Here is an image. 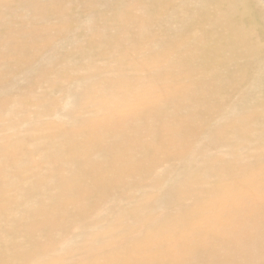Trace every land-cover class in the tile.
Segmentation results:
<instances>
[{
    "label": "bare ground",
    "instance_id": "6f19581e",
    "mask_svg": "<svg viewBox=\"0 0 264 264\" xmlns=\"http://www.w3.org/2000/svg\"><path fill=\"white\" fill-rule=\"evenodd\" d=\"M110 1L0 0V59L18 64L13 69L0 65L1 93L13 88L26 65L54 56L55 48L59 50V46L70 41L74 46L80 43L72 41L74 35L69 24L77 8H81L79 13H84L81 25L94 22L95 26L112 28L120 34L113 37L102 34L98 41L87 37L89 41L75 47L78 53L74 58L78 57V69L83 72L67 75L77 82L72 89L76 101L61 113L72 121L71 128L36 123L23 131L22 141L9 149L0 147V264H184L183 258L189 261L186 264L193 261L197 264H264V145L253 153L246 150L243 141L220 136L224 122L211 129L209 137L225 155H203L200 160L192 159L177 166L174 158L184 153L177 149L181 143L177 142V133L172 135L169 125L162 124L157 130L150 128L146 142L139 141L138 137L135 119L145 118L138 106L157 118L153 113L159 103L147 104L138 97L137 85H144L146 80L138 74L131 78L130 72L141 71L154 78L171 79V69L177 68L184 76L191 68L185 59L176 63V58L168 61V71L158 67L171 44L167 36L161 37L162 52L149 58L147 68L141 61L128 62L130 51L122 47L123 40L132 41L134 47L145 45L154 18L166 9L170 10V18L179 22L174 32L189 36L198 33L205 16L188 13L180 17L168 0H153L141 7V17H133L131 9L122 6L121 0H116V4ZM204 1H216L224 7L218 20L226 32L224 37L212 40L211 53L207 44L204 47L203 41L192 37L191 51L206 69V96L216 93V87L222 89L224 84L234 83L233 71L222 74L219 70L226 64L239 63L241 56L252 64L248 73L244 69L243 75L255 84L254 89L257 85L264 88V79H258L253 73L264 67V30L255 19L251 21L246 17L245 0ZM29 15L42 18V22L28 23ZM14 16L18 20V35L12 31ZM52 17L58 19V32L63 35V41L50 38L41 44V34L47 32ZM129 23L140 29L139 36L125 27ZM92 32L100 34L101 31L93 27ZM208 36L210 34L201 38L207 40ZM2 49L7 52L2 53ZM31 51H36L35 55L27 57L26 53ZM115 52L118 54L114 55ZM98 60L111 65H104V70L112 71L115 81L107 79L108 83L104 84L96 80L101 71ZM21 61L24 65L19 64ZM162 89L164 103L176 102L178 94H183L188 86L174 83ZM251 96L246 93L244 99L228 107L230 118L240 123L235 131L245 130L248 134L247 128L255 122L258 106L256 103L252 107L248 101ZM50 104L59 107L56 102ZM10 109L6 113L10 120L14 118L10 124L30 122L26 116H17L25 110L18 101ZM85 111L91 113L88 120L82 118ZM94 114L99 116L96 122L103 125L100 133H95L92 127ZM67 137L74 142L71 148ZM107 138H113L116 143L112 146L100 143ZM136 143H140L143 157L150 162L147 184L139 187V196L128 206L107 207V226L93 232L86 219L95 202L106 195L105 198L118 202L127 189L121 184L123 176L146 172L138 161L141 157L135 160L123 153ZM79 151L86 152L83 162L76 161ZM240 152L251 158L252 163L237 166L234 158ZM165 158L171 163L156 177L151 169ZM37 162L45 165L42 175L34 171ZM110 189L121 192L108 195ZM235 202L239 203L234 205ZM69 203L73 205L71 212L66 210ZM16 211L19 217L15 216ZM112 221L119 223L112 224ZM69 224L76 227V234L69 232ZM38 238L51 244L43 245ZM27 243L29 246L24 248ZM241 249L247 251L245 257L238 256ZM70 258L75 259L70 261Z\"/></svg>",
    "mask_w": 264,
    "mask_h": 264
},
{
    "label": "rangeland",
    "instance_id": "374dc122",
    "mask_svg": "<svg viewBox=\"0 0 264 264\" xmlns=\"http://www.w3.org/2000/svg\"><path fill=\"white\" fill-rule=\"evenodd\" d=\"M152 1L153 0H138L137 4H127L121 0V4L129 10L131 9L133 17H141V7L150 4ZM110 2L113 4L117 3L116 0H111ZM168 2L170 7L177 9L180 17H184L188 13H201L205 18L200 22L201 29L199 28L198 33H193L192 36H189L182 32H174L179 28V22L172 20L170 18V10L166 9L154 18L153 26L149 30L147 43L145 45L134 47L132 41L123 40L122 47L130 51L128 62L134 63L141 61L143 66L147 68L149 65V58L162 52V44L160 43L161 37L167 36L171 40V44H169L167 48L166 57L159 61L158 67H160L162 71H168L170 69L168 61H173L176 58V63L179 60L184 62L185 59L188 66L191 68V72L184 76L179 74L177 68L171 69V79L167 76L154 78L151 74L141 73V71L137 73L130 72L128 76L131 78L134 77V74H138L139 78H144L146 80L144 85H137L138 97H142L147 104L159 103L156 112L153 113L157 118L151 116L146 108L142 109V106H138V110L141 111L145 117L143 118L140 116L135 119V124L138 127L139 141L146 142L149 140L147 133L150 128L157 130L161 128L162 124L169 125L172 129V135L174 136V134L177 133V142L181 143L177 149L184 153L175 157L173 163L177 166H181L192 159L200 160L203 155L209 157L225 155V151L216 147L214 141L209 137V131L211 129L225 122V127H221L220 136L243 141L247 151L256 153L258 148L264 145V88L260 89L257 85V89H254L255 84H253L247 76L243 75L242 72L244 69L247 70V73L250 71L251 62L249 63L245 57L241 56L240 62L234 66L226 64L225 67L219 71L222 74H228V72L233 71L236 78L234 83L230 82V84H224L222 89L216 87L214 88V90L217 91L216 93L212 96H206V69L200 66L198 56L191 51L192 37H196L198 41H203V43H205L204 47H206L207 44L211 53L213 50L210 47L214 45L212 40H217L219 36H225L226 32L224 27L218 20L224 7L216 1L168 0ZM245 5L247 12L246 17L251 21L255 19V23L258 27L264 30V0H245ZM80 9L81 8H77L76 13L69 21L74 35L72 36L73 42H80L83 44L89 41L87 37L91 36L94 40L98 41L102 34H107L111 37L120 36V34L114 32L112 28L95 26L94 22L81 25L84 13H79ZM17 21V18L14 16V28H12V31L15 35H18L16 31ZM31 21L39 23L42 22V18L29 15L28 23ZM58 24V19L56 17L49 19L48 30L46 33L41 34L40 37L41 44L46 43L50 38L63 41L61 40L63 35L58 32ZM93 27L98 28L101 31L100 34H93ZM125 27L131 29L135 36H139L140 29L134 27L132 23L125 25ZM205 34H210L207 40L201 38ZM27 43L26 41V47L28 46ZM80 43L74 46L70 41L68 44L66 43L63 46H59V50L55 48L54 56L26 65L22 72V76L17 78L13 88L10 90L7 88L4 93L0 92V147L5 146V149H9L15 143L22 141L21 134L23 131L36 123H42L44 126H54L57 124L56 127L62 129L72 127V121L65 118L61 113L63 108L72 107L76 101L75 90L72 89L77 82L68 78L67 75L73 76V74L83 72L78 69L80 68L78 57L77 59L74 58V54L78 53L75 47L80 45ZM1 52L6 53L7 50L2 49ZM35 53L36 51H31L26 53V56H34ZM116 54H118V52L114 53V55ZM204 57L206 58V51L204 52ZM85 58L86 57H84L83 60ZM262 60H264V57ZM19 64L24 65L23 61ZM108 64V62L98 60V67L101 71L98 73L96 80L100 83L107 84V79L109 82L116 80V75L112 71L106 72L104 70V65ZM0 65L13 69L18 64L13 62L9 63L4 58H1ZM110 66L111 65H108L107 67ZM253 73L256 74L258 79H264V67L253 70ZM2 80L3 78H0V81ZM174 83L181 86H188V90L186 89L183 94L179 93V98L176 102L164 103V92L162 87L173 85ZM246 93L252 95L248 99L252 107H254L256 103L258 106L255 122L250 128H247L248 134L245 130H234L236 127H240V123L230 118L228 109L229 106L244 99ZM45 94L48 96H44ZM16 101H18L20 106L25 108L23 112L24 115L20 113L17 116L19 118L24 116L28 117L30 120L28 124L27 121L18 124H10L14 121V118L10 120L7 118L6 113L11 110L10 108ZM51 102L58 103V109L57 107H52L50 104ZM189 103L192 104L191 108H189ZM46 110L51 111L47 112ZM94 115L92 127L96 129L95 133H100L103 130V125L96 122V118L99 116L97 114ZM89 116L91 117V113L85 111L82 118L88 120ZM82 130L83 129H81V131ZM67 138V145L70 147V144L74 142L70 137ZM100 143L112 146L116 142L113 138H107ZM123 153L135 160L141 157V160L138 161H140L141 166L146 172L126 173L123 176L121 184L124 183L127 189L118 202L105 198L107 195L99 198L95 202L86 219L89 229L93 232H97L107 226L108 223L105 218V210L107 207L119 209L128 206L139 196V187L147 184L146 175L147 171L150 169V162L143 157L140 143H136L124 149ZM85 159L86 152L79 151L76 155V161L83 162ZM234 160L237 166L252 163L251 158H248L247 155L243 156L241 152L238 153V156L234 158ZM170 163L171 162L165 158L157 167L151 169V172L157 177L170 165ZM44 168V164L37 162L34 167L36 175H42ZM67 172L68 170L64 168V174H67ZM88 178L91 179L93 177ZM88 178L87 181H90ZM120 192L121 191L117 189H110L108 195H118ZM152 192L153 190L150 191V193ZM238 203L235 202L234 205ZM72 206L73 205L69 203L66 206V210L71 212ZM18 213L19 211H16V217H19ZM111 223L117 224L119 221H112ZM68 230L72 234L77 233L76 227L72 224L68 225ZM38 242L43 245L47 244L44 238H38ZM50 244L51 242L47 245ZM65 244L66 243H64L63 246H65ZM28 246L29 243L25 244L23 247L27 248ZM48 254L53 256L52 251H49ZM246 255L247 251L241 249L238 256L245 257ZM74 259L75 258H70L69 260L72 261ZM181 262L184 264L189 263L185 258L181 259ZM193 264H197V262L193 261Z\"/></svg>",
    "mask_w": 264,
    "mask_h": 264
}]
</instances>
